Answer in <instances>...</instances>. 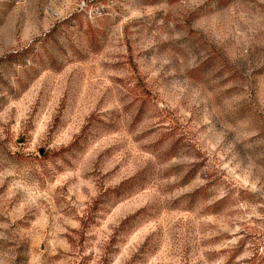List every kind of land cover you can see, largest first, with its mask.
Here are the masks:
<instances>
[{"label":"rangeland","instance_id":"374dc122","mask_svg":"<svg viewBox=\"0 0 264 264\" xmlns=\"http://www.w3.org/2000/svg\"><path fill=\"white\" fill-rule=\"evenodd\" d=\"M0 264H264V0H0Z\"/></svg>","mask_w":264,"mask_h":264},{"label":"trees","instance_id":"16d2710c","mask_svg":"<svg viewBox=\"0 0 264 264\" xmlns=\"http://www.w3.org/2000/svg\"><path fill=\"white\" fill-rule=\"evenodd\" d=\"M76 18H77V22H78L79 17H77V15H71L70 17L62 20L60 23L62 25H67L70 23V20L76 19ZM80 26H81V24H80ZM54 33H55V29H52L51 32H48L47 34H45L43 36L44 38H42V42H40V43L42 44L45 41H47L48 37L53 36ZM87 34L91 38H94L95 37V35H94L95 30L92 29L91 26H88ZM35 41H38V39L34 40L32 43H30L29 45H27L26 47H24L20 50H16L14 52L9 53L8 55L4 56V58H2V60H8L9 62L16 63L18 65L22 64V65L26 66V62H27L26 58L31 57L32 63L35 62L37 60L36 59L37 53L39 51V50L35 49L36 48Z\"/></svg>","mask_w":264,"mask_h":264}]
</instances>
